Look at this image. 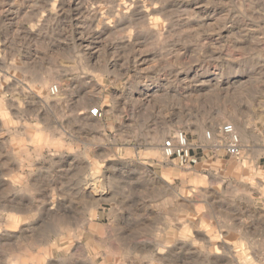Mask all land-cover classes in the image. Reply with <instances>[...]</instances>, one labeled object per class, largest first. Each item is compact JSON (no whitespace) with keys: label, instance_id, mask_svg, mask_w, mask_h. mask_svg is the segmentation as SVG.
I'll return each instance as SVG.
<instances>
[{"label":"rangeland","instance_id":"obj_1","mask_svg":"<svg viewBox=\"0 0 264 264\" xmlns=\"http://www.w3.org/2000/svg\"><path fill=\"white\" fill-rule=\"evenodd\" d=\"M0 264H264V0H0Z\"/></svg>","mask_w":264,"mask_h":264},{"label":"built area","instance_id":"obj_2","mask_svg":"<svg viewBox=\"0 0 264 264\" xmlns=\"http://www.w3.org/2000/svg\"><path fill=\"white\" fill-rule=\"evenodd\" d=\"M57 92V88L52 89ZM207 139L211 138L210 133L206 135ZM219 141L217 144L221 145L225 152L232 156L238 157L241 152L240 138L233 125H224L219 130ZM163 156L167 159L179 158L190 159L191 147L188 143L187 137L183 133H178L174 137L169 138L163 142L162 146Z\"/></svg>","mask_w":264,"mask_h":264},{"label":"bare ground","instance_id":"obj_3","mask_svg":"<svg viewBox=\"0 0 264 264\" xmlns=\"http://www.w3.org/2000/svg\"><path fill=\"white\" fill-rule=\"evenodd\" d=\"M154 141H155V142H158V141H159V139H158V138H155V139H154ZM215 141H216V140H215ZM216 142H218V141H216Z\"/></svg>","mask_w":264,"mask_h":264}]
</instances>
